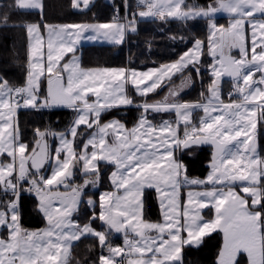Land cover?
I'll use <instances>...</instances> for the list:
<instances>
[{"label":"snow or ice","instance_id":"1","mask_svg":"<svg viewBox=\"0 0 264 264\" xmlns=\"http://www.w3.org/2000/svg\"><path fill=\"white\" fill-rule=\"evenodd\" d=\"M89 5L90 0H71L74 9L86 10ZM11 7L42 12L43 0H14ZM137 8L131 20L125 0L124 17L117 8L108 23L45 24L46 53L40 26L25 25L29 37L25 83L13 86L0 77V155L10 157L6 163L0 161V191L9 196L0 204V228L7 230L6 237L0 236V264H72L71 249L87 237L98 240L102 249L92 264H183V249L198 247L205 236L216 231L223 233L217 264H239L241 254L247 255L248 264H264V158L257 153L255 139L257 123L264 122V20L256 19V14L264 16V0H213L207 7L188 5L186 0H138ZM218 12L228 14L227 27L212 22ZM137 15L163 21L206 18L212 80L207 96L201 93L202 102L179 103L171 98L191 84V75L185 76L163 101L139 105L140 117L128 129L118 120L101 123L102 114L133 104L129 84L138 95L147 96L189 66L200 75L204 41L195 39L178 60L145 72L123 67L83 69L75 57L60 62L81 38L122 43L127 31H136ZM7 25L5 13L0 26ZM85 33L94 35L84 37ZM234 48L239 50V58L230 55ZM222 76L233 81L234 92L229 93L227 103L221 98ZM42 79L48 86L43 98ZM56 106L72 109L76 118L67 131L36 129L35 145L29 152L21 141L18 109ZM197 110L204 113L198 125L192 122ZM173 111L175 127L167 120L157 125L148 119L149 112ZM181 123L183 137L178 132ZM81 125L91 132L78 148ZM49 136L59 141L54 154L47 143ZM201 144L212 147L210 171L205 179H190L175 153ZM102 161L114 166L110 176L114 191L100 195L98 214L96 201L89 198L92 215L80 224L73 216L87 186L98 183ZM45 164L52 168L47 176L41 171ZM77 166L85 179L83 184L72 185L69 179ZM181 184L203 189L189 191L182 209ZM60 186L64 192L59 191ZM145 187H154L160 194L163 222L144 218L141 196ZM25 191L35 196L45 228L30 231L22 227L20 198ZM209 206L215 216L205 220L200 210ZM94 220L102 222L103 231L93 227ZM112 233L123 235V246L109 243ZM75 264L88 261L76 260Z\"/></svg>","mask_w":264,"mask_h":264},{"label":"trees","instance_id":"2","mask_svg":"<svg viewBox=\"0 0 264 264\" xmlns=\"http://www.w3.org/2000/svg\"><path fill=\"white\" fill-rule=\"evenodd\" d=\"M136 0H127L128 10L137 9ZM213 0H186L188 5L207 7ZM14 0H0V24H2L5 13L8 16V25L0 26V77L7 79L13 86H23L27 73V23H38L42 30L44 25H59L66 23H100L111 20L114 9L124 10L125 0H93L86 10L74 9L71 0H43V11L30 10L18 11L14 7ZM136 31H128L126 39L120 44L114 43H86L80 45L75 51L80 55V62L83 67H129L135 69H145L159 66L176 60L184 51L192 46L195 39L204 41L203 54L201 55L200 75L189 66L183 74H176L171 81H166L154 92L147 96H140L133 90L129 91V96L133 100L131 105H121L114 107L102 114L101 123L116 118L123 122L126 127L132 126L142 108L138 107L143 103H153L166 97L167 88L170 84L177 82L184 75H191L190 86L179 92V101L201 102V93L207 96L208 85L212 77L209 72V65L212 63L207 50L208 20L197 18L194 20L167 21L155 18H136ZM218 24H225L227 18L217 17L214 19ZM174 37V38H173ZM231 82L223 80L221 91L225 97ZM46 92V81L42 80L41 94ZM177 97V96H176ZM74 111L67 108L52 107L42 109L20 108L17 111L16 121L19 124L21 141L29 146L28 151L35 145V130H45L53 127L58 131H66L74 118ZM200 111L197 110L192 115V122L199 123ZM148 118L154 123L170 120L175 123L174 112H149ZM79 131L82 135L78 138V148L82 146L84 139L91 132L86 126L81 125ZM182 126H180V132ZM256 142L258 155L264 158V122H258L256 128ZM178 157L184 165L185 173L188 176L203 177L208 171V164L211 160V149L207 145H194L190 149H181ZM114 166L100 162V179L96 188H87L83 195V202L79 211L74 214L73 219L80 224L87 223L92 215L93 209L87 205V199L96 201L94 211L99 213L98 197L101 190L111 188L108 175ZM71 182L80 181L84 176L79 173L78 168L74 170ZM237 187V186H236ZM5 195L0 191V203ZM21 204V225L23 228L36 229L44 226L46 221L43 214L38 211L37 200L33 194L23 192L20 198ZM159 208L156 202L153 189L144 191V217L156 221L159 219ZM93 227L103 230L102 222L94 220ZM221 232L210 233L203 238V242L198 247H185L183 249V264H217V255L221 246ZM120 239L113 237L110 244H118ZM102 249L98 240L93 237L82 238L75 242L71 249L72 264L76 260L84 261L88 264L98 261ZM239 264H246L245 254L238 256Z\"/></svg>","mask_w":264,"mask_h":264},{"label":"crops","instance_id":"3","mask_svg":"<svg viewBox=\"0 0 264 264\" xmlns=\"http://www.w3.org/2000/svg\"><path fill=\"white\" fill-rule=\"evenodd\" d=\"M92 1L93 0H90V4L92 3ZM135 3L137 4L138 3V0H136L135 1ZM81 5H82V2H81ZM83 7H81V9H82ZM138 11H139V9L137 8L136 9V13H138ZM217 17H225V18H227V20H226V23L225 24H218L214 19L215 18H217ZM136 18H138V15H137V17ZM132 19V17L131 18H129V20H131ZM256 19L257 20H264V16H261V15H259V14H256ZM112 20H110V21H107V22H100V23H108V22H111ZM212 22L213 23H215V24H217V26H221V25H223V26H225V27H227V25L229 24V16H228V14L227 13H224V12H218V13H216L215 14V16L212 18ZM89 23H94V22H89ZM27 24H38V23H35V22H31V23H27ZM26 24V25H27ZM66 24H84V23H66ZM39 25V24H38ZM59 25H62V24H59ZM40 26V25H39ZM40 30H41V33H42V35H43V37H44V49H45V53H46V51H47V40H48V36L46 37V29L45 30H42L41 29V27H40ZM128 32V31H127ZM127 32H126V34H125V37H124V40L126 39V36H127ZM26 34H27V31H26ZM88 35H94V33H85L84 34V37H86V36H88ZM208 35H209V31H208ZM123 40V41H124ZM93 42H100V43H112V42H109V41H107V40H105V39H103V38H99V39H95V40H90V39H87V38H81V39H79L78 40V42H77V44L75 45V47H74V50H73V52H69V53H66L65 54V56H64V58L61 60V65L62 64H64V63H67V62H69V61H71L72 59H73V57H75V59H76V61L78 62V64H79V66L81 67V68H83V69H92V68H87V67H83L82 65H81V62H80V55L78 54V53H76L75 51L77 50V48L80 46V45H82V44H86V43H88V44H90V43H93ZM247 43H248V45L250 46L251 45V29H248V33H247ZM28 44H29V37H28V34H27V49H28ZM115 44V43H114ZM193 45V44H192ZM192 47V46H191ZM190 47V48H191ZM189 49V48H188ZM187 49V50H188ZM186 50V51H187ZM207 50H208V45H207ZM186 51H184V52H186ZM225 51H226V53L227 52H229V50L228 49H225ZM183 52V53H184ZM182 53V54H183ZM181 54V55H182ZM180 55V56H181ZM230 55H232V56H234V57H236V58H239V50L238 49H231L230 50ZM179 56V57H180ZM179 57L176 59V60H178L179 59ZM211 57V56H210ZM201 58V57H200ZM176 60H174V61H176ZM211 60H212V57H211ZM174 61H171V62H168V63H172V62H174ZM45 62H46V60H45ZM213 62V61H212ZM168 63H165V64H168ZM212 64V63H211ZM160 66V65H159ZM159 66H154V67H148V68H145V69H135V68H129V67H126V69H130V70H136V71H138V72H145V71H148L149 69H151V68H158ZM108 68H121V67H108ZM210 72V71H209ZM185 76H188V75H184V76H182L177 82H175V83H172V84H170L169 86H168V88H167V93H166V96H168L169 95V90L171 89V88H174V87H178L180 84H181V81L184 79V77ZM258 76H259V74H257V78H258ZM43 80V79H42ZM45 81H46V92L44 93V94H41V96H47V80L46 79H44ZM223 80H229L230 82H231V84H230V86H232L233 87V81H232V79L230 78V77H228V76H222L221 77V84H222V81ZM190 86V84L188 85V86H186V87H184L182 90H180L179 92H183V91H185L188 87ZM130 90H133L135 93H136V91H135V89H134V87L131 85V84H129L128 85V95H129V91ZM137 94V93H136ZM179 96H177V97H174V98H171V99H174L176 102H179V103H197V102H182V101H179ZM221 98L227 103V102H229L230 101V97H229V95H228V91L226 92V94H225V97L223 96V94H222V91H221ZM233 98H235V97H233ZM91 100H94L95 98L94 97H91L90 98ZM164 99H162V100H158V101H163ZM157 102V101H156ZM202 102V101H201ZM153 103H155V102H153ZM151 104V103H150ZM56 107H60V108H66V107H63V106H56ZM21 108H24V107H21ZM67 109H69V108H67ZM72 110V109H71ZM200 111V114H199V121H200V118L202 117V116H204V113H203V111L202 110H199ZM174 112V111H173ZM175 113V112H174ZM176 115V114H175ZM140 117V116H139ZM139 117H138V119H139ZM137 119V120H138ZM149 119V118H148ZM177 119V118H176ZM110 120H118V119H116V118H111V119H108V120H106V121H104V122H102V123H106V122H108V121H110ZM137 120H136V122L132 125V126H130V127H127L128 129H131L132 127H134L135 126V124L137 123ZM150 120V119H149ZM118 121H120V120H118ZM153 124H157V125H159V124H161L162 122H160V123H154L152 120H150ZM164 121H166V120H164ZM167 121H170V120H167ZM176 121V120H175ZM121 122V121H120ZM170 122H172V121H170ZM121 123H123V122H121ZM173 123V122H172ZM124 124V123H123ZM199 124V123H198ZM173 126L175 127L176 125H175V123H173ZM180 126H182V131L180 132ZM256 131V130H255ZM178 132H179V135L181 136V137H183V134H184V125H183V123H181L180 125H179V129H178ZM90 134V133H89ZM88 134V135H89ZM88 135L86 136V138L84 139V140H86L87 138H88ZM255 139H256V136H255ZM201 145H207V146H209L210 147V149H211V158H212V147L210 146V145H208V144H201ZM256 146H257V142H256ZM82 147V146H81ZM181 150V149H180ZM180 150H178V151H176V153H175V155H176V157L179 159V157H178V154H179V152H180ZM257 153H258V150H257ZM180 160V159H179ZM0 161H2V162H8V161H10V157H7V154L5 153V154H3V155H0ZM211 161V160H210ZM103 162V161H102ZM104 163H106V162H104ZM208 166H209V168H208V171H207V173H206V175L205 176H203V177H196V176H188L186 173H185V169H184V174H186L190 179H192V178H198V179H205L206 177H207V175H208V173H209V171H210V162H209V164H208ZM76 168H78V170H79V172L81 173V171H80V166H77ZM115 169H114V167H113V169L110 171V173H109V175H108V179H109V182H110V185H111V188L110 189H108V190H101L100 192H99V197H100V195L102 194V193H104V192H111V191H114V188H113V186H112V183H111V180H110V176H111V173H112V171H114ZM82 174V173H81ZM181 179H183V177H181ZM84 180V178L83 179H81L80 181H83ZM76 182H79V181H76ZM99 182V181H98ZM99 184V183H98ZM98 184H97V186H98ZM87 189V188H86ZM92 189V188H91ZM146 189H153L154 190V192H155V197H156V202H157V204H158V208H159V214H160V216H159V219L158 220H156V221H152V220H149V219H146L145 217V219L146 220H148V221H150V222H154V223H156V222H163V217H162V211H161V207H160V194H158L157 192H156V189L154 188V187H145L144 188V190H143V192H142V196H141V199H142V201H143V207H144V191L146 190ZM201 190H203L200 186H193V185H184V184H181V186H180V188H179V202H180V205H181V209H182V207H183V204H184V202H186L187 201V199H188V192L189 191H201ZM236 191H239V184L237 183V187H236ZM241 195H243V193H241ZM99 197H98V204H99ZM7 199H9V196H5L4 197V199L1 201V203L0 204H2L4 201H6ZM87 201V200H86ZM201 211V215L205 218V220H208V219H212V218H214V216H215V211H214V209H212L211 208V206H209V207H207V208H204V209H202V210H200ZM46 226H42V227H40V228H36L35 230H40V229H43V228H45ZM24 229H27V228H24ZM98 230V229H97ZM104 230V229H103ZM103 230H98V231H103ZM33 231V230H32ZM6 235H7V230L6 229H3V228H0V236H4V237H6ZM186 235V234H185ZM221 235H222V240H221V246H220V248H219V251H220V249H221V247H222V245H223V233H221ZM115 238V237H117V238H119L120 239V242L118 243V244H111L112 246H120V245H122L123 246V242H124V239H123V235L122 234H120V233H112V235L109 237V240L111 239V238ZM219 251H218V254H219ZM103 254L104 255H107L108 253H107V250L106 249H104L103 250ZM246 255V254H245ZM217 258H218V255H217ZM217 258H216V260H217ZM246 258H247V255H246ZM246 264H248V259H247V262H246Z\"/></svg>","mask_w":264,"mask_h":264},{"label":"rangeland","instance_id":"4","mask_svg":"<svg viewBox=\"0 0 264 264\" xmlns=\"http://www.w3.org/2000/svg\"><path fill=\"white\" fill-rule=\"evenodd\" d=\"M136 6H137V4H136ZM81 7H83V5H81ZM133 10H136V9H133ZM138 18H140L139 16H138ZM46 37L48 36V33H47V30H46ZM220 89H221V82H220ZM43 97H45V96H41V98H43ZM76 118V113H74V118L72 119V122H73V120ZM72 122L69 124V126L72 124ZM69 126H68V128H69ZM67 128V129H68ZM67 129H66V131H67ZM46 130H50V131H54V132H63V131H58V130H55L53 127H49V128H47V129H45V130H41V131H46ZM69 139H71V137L69 136ZM47 143H48V145H49V148H50V151L54 154V152H55V148L56 147H58L59 146V141L55 138V137H52V136H49L48 138H47ZM34 171V170H33ZM42 171V173L45 175V176H47V175H50L51 174V171H52V168H51V165L50 164H45V166H44V168L41 170ZM80 173V172H79ZM81 174V173H80ZM72 178H73V176L69 179V183L70 184H72V185H78V184H83V182H84V180L83 181H79V182H71V180H72ZM84 179H85V177H83ZM82 178V179H83ZM99 183V182H98ZM97 183V184H98ZM97 184H96V186H93V185H91V184H89L88 186H87V188H92V189H94V188H96L97 187ZM25 187H26V183H25V185H24ZM59 191H61V192H64L65 191V188L63 187V186H60V188H59ZM69 191H70V189H69ZM26 192V191H25ZM5 195V194H4ZM6 196V195H5ZM89 199V198H88ZM87 199V200H88ZM44 226H46V224L44 225ZM27 230H30V231H35V229H27ZM120 246H122V245H120Z\"/></svg>","mask_w":264,"mask_h":264},{"label":"built area","instance_id":"5","mask_svg":"<svg viewBox=\"0 0 264 264\" xmlns=\"http://www.w3.org/2000/svg\"><path fill=\"white\" fill-rule=\"evenodd\" d=\"M116 9L117 8L114 9V12H113V15L111 17V20L113 19V16L116 14ZM133 13H136V10H128V19L133 16ZM119 15L122 18L124 17V15H125V5H124V10L122 12L119 11ZM230 92H234V88L232 86L228 90V95H229Z\"/></svg>","mask_w":264,"mask_h":264},{"label":"water","instance_id":"6","mask_svg":"<svg viewBox=\"0 0 264 264\" xmlns=\"http://www.w3.org/2000/svg\"><path fill=\"white\" fill-rule=\"evenodd\" d=\"M108 1H110V2H111L112 0H108Z\"/></svg>","mask_w":264,"mask_h":264}]
</instances>
